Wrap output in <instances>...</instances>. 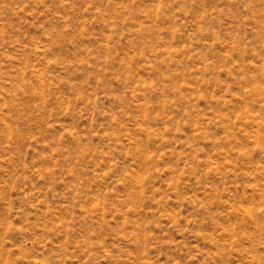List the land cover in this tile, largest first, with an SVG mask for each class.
Listing matches in <instances>:
<instances>
[{"label": "rangeland", "instance_id": "rangeland-1", "mask_svg": "<svg viewBox=\"0 0 264 264\" xmlns=\"http://www.w3.org/2000/svg\"><path fill=\"white\" fill-rule=\"evenodd\" d=\"M0 264H264V0H0Z\"/></svg>", "mask_w": 264, "mask_h": 264}]
</instances>
